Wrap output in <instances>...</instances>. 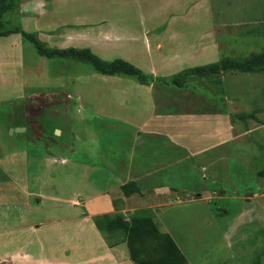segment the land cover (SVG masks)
<instances>
[{
  "label": "rangeland",
  "instance_id": "obj_1",
  "mask_svg": "<svg viewBox=\"0 0 264 264\" xmlns=\"http://www.w3.org/2000/svg\"><path fill=\"white\" fill-rule=\"evenodd\" d=\"M0 24L35 33L47 48L123 58L158 75L146 84L168 85L188 68L264 53V0H0ZM1 49L0 264H16L18 247L35 239L29 224L68 212L55 198L75 189L70 162L123 170L135 160L133 130L119 122L136 104L129 86L142 81L104 75L76 57L41 55L21 32L0 37ZM191 78L184 80L189 89L208 100L197 98L201 109L228 108L233 130L212 122L210 132H227L223 142L202 149L192 141L190 157L167 163L166 185L181 191L180 200L164 196L151 215L187 264H264V70ZM39 180L50 195L41 205ZM143 207L134 215L151 212ZM154 242L140 244L149 256L160 250Z\"/></svg>",
  "mask_w": 264,
  "mask_h": 264
},
{
  "label": "crops",
  "instance_id": "obj_2",
  "mask_svg": "<svg viewBox=\"0 0 264 264\" xmlns=\"http://www.w3.org/2000/svg\"><path fill=\"white\" fill-rule=\"evenodd\" d=\"M20 48L18 52H24L23 46ZM150 73L158 76L154 72ZM205 78L192 77L190 81H203ZM188 81L182 86L138 82L137 85L129 86L131 93L127 97L135 100L136 104L128 107L131 113L124 119L121 117L123 120L119 123L133 130L131 141L133 146L136 145L135 160L128 169L123 170L112 165L101 167L95 163L70 162L76 170V175L72 176L75 189L68 191L67 197L55 198L59 202L58 206L67 205L65 209L68 208V212L62 219H42L37 225L29 224L34 232L28 234L32 233L35 239L32 245L18 247L16 264H137L130 257L123 231H106L105 227L97 225L98 221L101 223L104 217H124L129 220L134 211L142 210L143 205V208L151 210L147 213L144 209V213L152 216L151 208H161L167 202L163 200L168 194L175 195L172 201L178 202L181 191L176 190V186L171 188L166 185L167 177L164 173L167 163L178 165L183 157H190L193 152L190 144L192 141L200 143L202 149L211 147L212 143L217 147L214 142L217 138L223 142L225 137L220 135L227 132L221 133L219 128L217 133L210 132L208 124L215 122L212 125H226L228 130H233L234 121L229 109H201L197 98L208 100L204 94L196 96L189 89ZM121 98L120 101L124 102L123 95ZM229 99L227 96L226 100ZM111 117L113 121L116 120L114 115ZM199 128L204 130L200 132ZM200 136L206 139L203 144L205 146L201 145ZM50 159L48 161L51 162ZM96 170L101 171V175L95 179ZM41 181L36 187L39 189L37 196H34L39 197L40 205L45 197L50 198L49 194L43 192L45 181L44 184ZM8 184L4 185L8 187ZM126 184L127 187H124ZM24 188H28V185ZM29 241L27 239L25 243ZM32 246L35 251L30 250Z\"/></svg>",
  "mask_w": 264,
  "mask_h": 264
},
{
  "label": "trees",
  "instance_id": "obj_3",
  "mask_svg": "<svg viewBox=\"0 0 264 264\" xmlns=\"http://www.w3.org/2000/svg\"><path fill=\"white\" fill-rule=\"evenodd\" d=\"M17 32H21L26 38L32 41L41 55L47 57H76L79 60L90 62L96 71L104 75L123 73L137 76L145 84L155 78L153 74L144 72L141 68L123 58L107 61L89 48H76L73 46L68 48H47L35 33L23 29L14 31L3 30L0 26V36H7ZM234 69L242 72L264 70V53L255 54L243 60L224 59L219 62L194 66L184 70L183 76L182 74L174 76L170 84L182 86L187 82L184 81L186 77H208ZM124 187H127V184ZM99 219L101 220L102 218ZM97 225L99 227H105L106 231H112L114 229L123 231L126 235L130 257L137 264H187V257L177 244L175 238L170 234L162 236L153 217L148 214H135L129 220H125L124 217H116L115 219L104 217L101 223L98 221ZM147 237H152L156 242H154L155 245L160 248L157 255L149 256L145 251L146 249H143L142 245H140L145 239H148ZM143 245H146V243L144 242Z\"/></svg>",
  "mask_w": 264,
  "mask_h": 264
},
{
  "label": "water",
  "instance_id": "obj_4",
  "mask_svg": "<svg viewBox=\"0 0 264 264\" xmlns=\"http://www.w3.org/2000/svg\"><path fill=\"white\" fill-rule=\"evenodd\" d=\"M20 129H18V130H23V127H19ZM14 130V128H12V131ZM57 132H59L58 130H57Z\"/></svg>",
  "mask_w": 264,
  "mask_h": 264
},
{
  "label": "bare ground",
  "instance_id": "obj_5",
  "mask_svg": "<svg viewBox=\"0 0 264 264\" xmlns=\"http://www.w3.org/2000/svg\"><path fill=\"white\" fill-rule=\"evenodd\" d=\"M34 57V56H33ZM35 60V59H34ZM59 131V130H58Z\"/></svg>",
  "mask_w": 264,
  "mask_h": 264
}]
</instances>
